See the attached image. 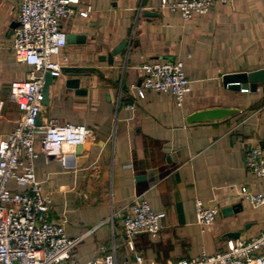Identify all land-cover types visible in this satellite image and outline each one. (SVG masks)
Segmentation results:
<instances>
[{"label":"crops","instance_id":"crops-1","mask_svg":"<svg viewBox=\"0 0 264 264\" xmlns=\"http://www.w3.org/2000/svg\"><path fill=\"white\" fill-rule=\"evenodd\" d=\"M161 0H78L80 11L62 20L74 36L56 59L63 72L54 78L49 104L40 121L87 126L91 133L76 148V164L35 162L37 177L51 194L50 217L62 221L68 237L78 239L75 262L87 263L109 251L115 264L194 258L226 250L231 240L251 239L264 231V205L254 208L241 188L262 189L263 180L246 167L247 147L264 140V87L230 88L225 74L264 68V0L216 2L204 14L185 20L160 7ZM20 0H0V133L11 132L21 111L10 99V84L32 69L12 51ZM152 12V15L146 14ZM128 44L109 62L123 41ZM182 60L191 91L182 106L169 92L136 85L146 62ZM79 79V89L68 85ZM133 104L134 108L129 107ZM214 107H235L224 119L188 122L190 114ZM138 176H143L139 177ZM13 190H19L14 182ZM219 206L214 224L197 222V199ZM141 199L165 212L161 231L142 232L132 250L122 215ZM238 206V211H236ZM227 209H230L228 211Z\"/></svg>","mask_w":264,"mask_h":264},{"label":"built area","instance_id":"built-area-1","mask_svg":"<svg viewBox=\"0 0 264 264\" xmlns=\"http://www.w3.org/2000/svg\"><path fill=\"white\" fill-rule=\"evenodd\" d=\"M77 2L20 0L12 51L19 62L29 64L32 69L26 78L10 84V99L18 105L21 117L11 132L0 133V264H115L113 251L87 263L73 261L78 239L68 237L64 223L50 217L53 199L44 191L35 169L40 155L47 161L58 158L66 168L75 166V150L86 143L91 133L85 125L60 123L55 119L40 121L45 75L50 72L57 78L63 72V60L56 59L68 39L62 20L72 14L87 17L91 11L90 6L76 10ZM216 2L226 4L231 0H161L160 7L189 20L194 13H207ZM141 69L144 77L136 85L141 97L146 90L169 92L177 105H183L191 91V80L182 60L146 62ZM245 164L263 180L259 191L241 188L243 197L257 208L264 205V148L247 147ZM12 182L20 189L13 190ZM195 207L200 225L214 224L219 206L207 205L198 198ZM121 217L127 244L135 250L136 236L142 232L157 236L166 213L156 212L146 199H141ZM124 264H264V231L251 239L231 240L226 250L213 254L203 251L194 258L158 263L136 253L133 261Z\"/></svg>","mask_w":264,"mask_h":264},{"label":"water","instance_id":"water-1","mask_svg":"<svg viewBox=\"0 0 264 264\" xmlns=\"http://www.w3.org/2000/svg\"><path fill=\"white\" fill-rule=\"evenodd\" d=\"M146 14L152 15V12H147ZM19 22H15L12 24L13 31L16 26H18ZM74 36H69L68 41H71ZM128 42L123 41L114 51L109 54L108 60L109 62H113V57L120 50L127 46ZM54 78L47 72L45 75V85H44V105L49 104L50 97V88L53 84ZM223 81L226 86L230 88L240 89L243 87L245 90L247 89H256L259 83L264 87V68H260L258 70H254L251 72H239V73H231L225 74L223 76ZM68 85L74 88L79 89V79H69L67 81ZM239 112L238 108L235 107H214V108H206L202 110H198L187 118L188 122H206V121H216L220 119L227 118ZM261 147L264 148V140L260 142ZM81 146V145H80ZM78 146V148L80 147ZM143 177V176H138ZM230 211V209H227ZM238 206H236V211H238Z\"/></svg>","mask_w":264,"mask_h":264}]
</instances>
